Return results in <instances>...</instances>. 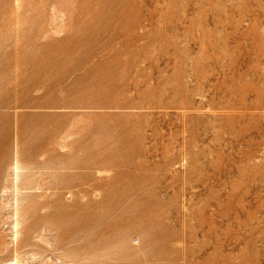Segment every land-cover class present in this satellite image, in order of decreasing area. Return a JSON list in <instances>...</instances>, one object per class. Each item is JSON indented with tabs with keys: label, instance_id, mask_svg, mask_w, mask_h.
I'll use <instances>...</instances> for the list:
<instances>
[{
	"label": "rangeland",
	"instance_id": "rangeland-1",
	"mask_svg": "<svg viewBox=\"0 0 264 264\" xmlns=\"http://www.w3.org/2000/svg\"><path fill=\"white\" fill-rule=\"evenodd\" d=\"M73 260L264 264V0H0V264Z\"/></svg>",
	"mask_w": 264,
	"mask_h": 264
},
{
	"label": "bare ground",
	"instance_id": "bare-ground-1",
	"mask_svg": "<svg viewBox=\"0 0 264 264\" xmlns=\"http://www.w3.org/2000/svg\"><path fill=\"white\" fill-rule=\"evenodd\" d=\"M16 154V153H15ZM15 157V156H14ZM24 166V165H23ZM26 167H28V166H26ZM31 167V166H30ZM24 168V167H23ZM36 168V167H35ZM6 169H8V168H6ZM27 169V168H26ZM25 169V170H26ZM29 170H30V168H28ZM9 170H10V168H9ZM11 170H12V179H13V184H12V192L14 193V195L12 196V197H14V205H12L13 206V211H14V215H15V222H14V224H13V230H14V234L13 235H15V238H17L18 236V234H19V232L21 231V230H18V229H20V228H18V226H19V224H21V222L19 221V212L21 211L20 210V203H21V201H20V196H24V194H25V192H24V190H26L27 188H21V187H19L20 186V181H21V176H22V174L24 173V170H23V173H22V167H21V165H20V162L18 161V160H15L14 161V163H13V165H12V168H11ZM28 170V171H29ZM40 169H38V171H39ZM45 171V170H44ZM6 173H7V171H6ZM26 173V172H25ZM29 173V172H28ZM25 175H27V174H25ZM36 175V174H35ZM39 175V174H38ZM31 176H33V175H31ZM37 176V175H36ZM30 177V176H29ZM43 177V176H42ZM25 178V177H24ZM27 178V177H26ZM38 179H39V176L37 177ZM37 179V180H38ZM27 180H31V179H27ZM5 181V180H4ZM32 181H35L34 179L32 180ZM6 182V181H5ZM8 182V181H7ZM28 182V181H27ZM37 182V181H36ZM22 183H23V181H22ZM21 183V184H22ZM5 184H8V183H5ZM5 184H4V188H3V193H6L7 192V190H9V189H7V187L5 186ZM37 184V183H36ZM35 184V185H36ZM31 185H33V183L31 184ZM57 185V184H56ZM8 186V185H7ZM31 187V186H30ZM34 187V186H33ZM36 187H38V186H36ZM8 188H10V187H8ZM50 188V187H49ZM57 188V187H56ZM33 189V188H32ZM35 189H37V188H35ZM11 190V189H10ZM10 190H9V192H10ZM42 190V189H41ZM27 191V190H26ZM39 191V190H38ZM12 192H10V193H12ZM33 192V191H32ZM41 192V191H40ZM59 192V191H58ZM8 193V192H7ZM37 194V193H36ZM41 194V193H40ZM54 194V193H53ZM27 195H28V193H27ZM35 195V194H34ZM26 196V195H25ZM37 196H39V195H37ZM36 196V197H37ZM41 196V195H40ZM39 196V197H40ZM58 196H59V194H58ZM24 198V197H23ZM51 198H52V196H51ZM50 198V199H51ZM26 199V198H25ZM52 201V200H51ZM22 204H26V203H22ZM21 204V205H22ZM28 204V203H27ZM22 206H24V205H22ZM27 206H29V205H27ZM43 206V205H42ZM45 206V205H44ZM60 208H61V206H59ZM12 208V207H11ZM25 208V207H24ZM22 209V208H21ZM26 209V208H25ZM42 210V209H41ZM63 210V209H62ZM12 211V210H11ZM59 211H61L60 209H59ZM58 211V212H59ZM27 212V211H26ZM33 212V211H32ZM23 212H20V214H22ZM34 213V212H33ZM38 213V212H37ZM26 214V213H25ZM46 214V213H45ZM48 214V213H47ZM46 214V215H47ZM32 215V214H31ZM44 215V214H43ZM10 216H13V215H11V212H10ZM27 217H29V216H27ZM13 218V217H12ZM23 218H24V216H23ZM32 218V217H31ZM44 219H45V217H43ZM22 219V218H21ZM44 219H42L43 221H44ZM63 219V218H62ZM23 220V219H22ZM25 220V219H24ZM31 220V219H30ZM28 221V220H27ZM48 221H49V218H48ZM47 221V222H48ZM63 221V220H62ZM66 221V220H65ZM13 222V221H12ZM11 222V223H12ZM47 222L45 223V224H43V223H40L39 225L40 226H42L41 224H43V225H45L46 226V224H47ZM23 224V223H22ZM21 224V225H22ZM25 224H26V222H25ZM51 224V223H50ZM66 224V223H65ZM27 225H28V223H27ZM47 225H49V224H47ZM11 226V225H10ZM65 226V225H64ZM19 227H21V226H19ZM23 227V226H22ZM43 228H46V227H42V229ZM51 228V227H50ZM54 228V227H53ZM10 229H11V227H10ZM23 229V228H22ZM49 229V228H48ZM58 229V228H57ZM39 230V229H38ZM46 230V229H45ZM50 230V229H49ZM49 230H47V234H48V232H49ZM58 231V230H57ZM11 232H13V231H11ZM23 232V231H22ZM36 232V231H35ZM25 233V232H24ZM37 233V232H36ZM38 233L40 234V232L38 231ZM38 233H37V236H38ZM44 233V232H43ZM51 233V232H50ZM34 233H32L31 235H33ZM20 235V234H19ZM25 235V234H24ZM35 235V234H34ZM44 235V234H43ZM57 235V234H56ZM56 235L54 236V237H56ZM21 236V235H20ZM42 237V236H41ZM44 237V236H43ZM52 238L50 235L48 236V238ZM31 238H32V236H31ZM13 239V238H12ZM12 239H11V242H10V245H11V243H13L12 242ZM23 239V238H22ZM35 239H37L36 237H35ZM34 239V240H35ZM45 239V238H44ZM10 240V239H9ZM16 240V239H15ZM48 240V239H47ZM52 240H53V238H52ZM6 241V240H5ZM37 241V240H36ZM35 241V242H36ZM39 241H41V240H39ZM8 242V241H7ZM50 242H52V241H50L49 240V244H50ZM25 243V242H24ZM53 243V242H52ZM67 244H68V242H66ZM7 244H9V243H7ZM6 244V245H7ZM22 244H23V242H22ZM30 244H31V242H30ZM29 244V245H30ZM42 244V243H41ZM40 243L39 244H36V245H41ZM45 244V243H44ZM71 244V243H70ZM36 245H35V247H36ZM48 245V244H47ZM52 245V244H51ZM23 246H25V244L23 245ZM26 246H27V244H26ZM31 246V245H30ZM53 246H54V244H53ZM69 246V245H68ZM72 246V245H71ZM7 247V246H6ZM5 247V248H6ZM39 247V246H38ZM47 247V246H46ZM9 247H7V249H8ZM24 248V247H23ZM32 248V247H31ZM37 248V247H36ZM51 248V247H50ZM4 249V248H3ZM10 249V248H9ZM51 249H53V248H51ZM6 250V249H5ZM39 250H41V249H39ZM56 250V249H55ZM63 250H65V249H63ZM38 251V250H37ZM54 251V250H53ZM61 251V250H60ZM66 251H68V250H65V252ZM5 252V251H4ZM26 252V251H25ZM55 252V251H54ZM6 253H7V250H6ZM28 253V252H27ZM30 253H32V252H30ZM30 253H28V255L30 254ZM38 253H40L39 251H38ZM38 253H36L37 255H35V257L36 256H38ZM42 253V252H41ZM45 254H47L46 252H44ZM44 253H42V254H44ZM53 253V252H52ZM57 253H59V252H57ZM3 254V253H2ZM11 254V253H10ZM23 254V253H22ZM45 254H44V257H45ZM66 254H68V253H66ZM72 254V253H71ZM75 254V253H74ZM77 254V253H76ZM19 255V254H18ZM21 255V254H20ZM24 255V254H23ZM26 255V254H25ZM25 255H24V257H25ZM32 255H33V253H32ZM48 256L49 255H51V253L49 254H47ZM63 255V254H62ZM27 256V255H26ZM31 256V255H30ZM41 255H39V257H40ZM52 256V255H51ZM50 256V257H51ZM54 256V255H53ZM58 256V255H57ZM34 257V258H35ZM38 257V260L40 261L43 257L41 256V259ZM47 257V256H46ZM56 257V256H55ZM60 258H61V256H59ZM63 257H65V255H63L62 256V258ZM69 257H71V256H69ZM84 257V256H83ZM86 257H88V256H86ZM19 258H21L22 260H23V258L22 257H19ZM29 258V257H28ZM33 258V259H34ZM37 258V257H36ZM35 258V259H36ZM66 258H67V256H66ZM77 258H79V257H77ZM76 258V259H77ZM13 259V258H12ZM25 259V258H24ZM32 259V260H33ZM52 259H54V257L52 258ZM69 259V258H68ZM82 259V256H81V258H80V260ZM6 260V259H5ZM4 260V261H5ZM10 260V259H9ZM21 260V261H22ZM28 260V259H27ZM37 260V259H36ZM46 260V259H45ZM55 260H56V258H55ZM60 260V259H59ZM62 261H63V259H61ZM71 260V259H70ZM79 260V259H78ZM2 261V260H1ZM20 261V260H19ZM24 261V260H23ZM42 261V260H41ZM3 262V261H2ZM11 262H13V260L11 261ZM11 262H10V264H11ZM27 261H25V263H26ZM33 262V261H32ZM35 262V261H34ZM49 262V261H48ZM55 262V261H54ZM59 262V261H58ZM73 262L75 263L76 261L75 260H73ZM6 263V262H5ZM9 263V262H8ZM23 263V262H22ZM21 263V264H22ZM37 263V262H36ZM35 263V264H36ZM44 263V262H43ZM71 263V262H70ZM69 263V264H70ZM77 263V262H76ZM75 263V264H76ZM13 264H17V261H15ZM27 264V263H26ZM29 264H30V262H29ZM32 264V263H31ZM39 264V263H38ZM40 264H41V262H40ZM61 264H63L62 262H61ZM65 264V263H64ZM68 264V263H67ZM73 264V263H72Z\"/></svg>",
	"mask_w": 264,
	"mask_h": 264
}]
</instances>
